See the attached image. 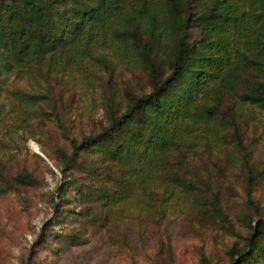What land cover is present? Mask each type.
Segmentation results:
<instances>
[{
	"label": "trees",
	"instance_id": "1",
	"mask_svg": "<svg viewBox=\"0 0 264 264\" xmlns=\"http://www.w3.org/2000/svg\"><path fill=\"white\" fill-rule=\"evenodd\" d=\"M106 48L120 60L132 58L150 86L127 91L125 105L118 103L98 131L66 134L69 146L55 150L64 176L60 197L78 201L79 209L66 208L62 232L53 222L40 233L41 243L47 240L57 253L51 264L81 243L86 228L114 223L117 205L137 190L150 194L161 182L171 184L165 198L175 188L192 192L212 216L231 225L219 191L184 172L196 154L230 142L228 129L242 146V107L264 108V0H0V93L12 90V73L45 80ZM240 83L245 88L238 91ZM16 94L26 113H37L31 106L45 99L39 90ZM233 95L237 105L227 103ZM27 178L7 175L1 191ZM244 220L247 233H239L224 264H264V210ZM31 264H39L36 257Z\"/></svg>",
	"mask_w": 264,
	"mask_h": 264
},
{
	"label": "rangeland",
	"instance_id": "2",
	"mask_svg": "<svg viewBox=\"0 0 264 264\" xmlns=\"http://www.w3.org/2000/svg\"><path fill=\"white\" fill-rule=\"evenodd\" d=\"M247 75L242 73L243 80ZM8 83L12 90L0 93V264H31L35 257L39 264H51L57 253L48 250L47 240L41 243L40 233L53 222L62 232L66 208L79 209L78 201L73 205L60 197L64 176L55 150L69 146L66 134L98 131L118 103L125 105L127 91L139 92L150 83L132 58L120 60L112 48L78 57L48 79L12 73ZM240 84L238 91L245 88ZM20 89L44 93L45 99L31 106L38 107L37 113L19 107ZM227 103L237 105L238 97ZM242 109L243 145L228 129L230 142L196 154L184 172L198 185L206 188L207 182L219 191L231 225L212 216L192 192L175 188L165 198L171 184L161 182L150 194L143 197L137 190L126 204L117 205L114 223L86 228L81 243L64 250L54 264H204L203 256L205 264H224L239 233H247L245 217L264 210V108ZM22 174L28 178L18 187L1 191L7 175L15 180Z\"/></svg>",
	"mask_w": 264,
	"mask_h": 264
}]
</instances>
